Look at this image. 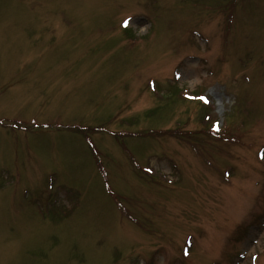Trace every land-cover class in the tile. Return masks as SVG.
Here are the masks:
<instances>
[{
    "label": "rangeland",
    "instance_id": "obj_1",
    "mask_svg": "<svg viewBox=\"0 0 264 264\" xmlns=\"http://www.w3.org/2000/svg\"><path fill=\"white\" fill-rule=\"evenodd\" d=\"M0 122V264H264V0H0Z\"/></svg>",
    "mask_w": 264,
    "mask_h": 264
},
{
    "label": "trees",
    "instance_id": "obj_2",
    "mask_svg": "<svg viewBox=\"0 0 264 264\" xmlns=\"http://www.w3.org/2000/svg\"><path fill=\"white\" fill-rule=\"evenodd\" d=\"M125 31H126V30H125ZM11 122H12V121H11ZM0 124H1V125H7L6 123H3V122H0ZM11 125H14V123L12 122V123H10L8 126H11ZM74 127H75V126H74ZM77 128L82 129V127H80V126H77ZM96 130H98V129H96ZM99 130L103 131V127H100ZM154 132H161V131H157V130L155 131V130H153L152 133H154ZM119 133H120L119 136H120V135L124 136V134H126V135H131V134H135L136 132H135V133H134V132H133V133L119 132ZM113 134L116 135V133H113ZM147 134H148V132H147ZM119 136H117V139H116V140H120ZM84 137H85V140H86L88 146L90 147V148H89V149H90V153L92 152V153L97 154V150L93 147V145H92V143H91V141H90L88 135L85 134ZM190 138H191L190 136H186V137H182V138H180V139L183 140V141H185V140L190 139ZM90 155H91V154H90ZM92 156H93V155H92ZM93 158H94V161L96 162V165L100 167V169H101V171H102V174H104V169H103V167H102L101 165H99V164H100V162H99V157H98L97 155H95V156H93ZM113 194H114V193L110 191V194H109V195H111L112 198H113V200L116 201L117 198H116L115 195H113ZM122 210L124 211V209H122Z\"/></svg>",
    "mask_w": 264,
    "mask_h": 264
}]
</instances>
